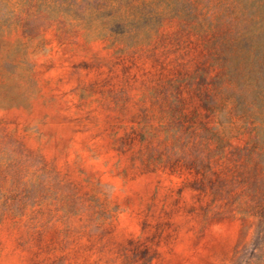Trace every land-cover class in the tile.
Listing matches in <instances>:
<instances>
[{"label": "rangeland", "instance_id": "1", "mask_svg": "<svg viewBox=\"0 0 264 264\" xmlns=\"http://www.w3.org/2000/svg\"><path fill=\"white\" fill-rule=\"evenodd\" d=\"M0 264H264V0H0Z\"/></svg>", "mask_w": 264, "mask_h": 264}]
</instances>
